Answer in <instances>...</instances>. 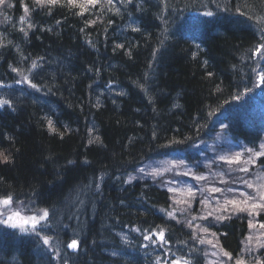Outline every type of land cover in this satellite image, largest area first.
<instances>
[{"label": "trees", "instance_id": "obj_1", "mask_svg": "<svg viewBox=\"0 0 264 264\" xmlns=\"http://www.w3.org/2000/svg\"><path fill=\"white\" fill-rule=\"evenodd\" d=\"M119 1L112 0L122 6ZM196 2L201 8L210 7L205 2L212 5L211 0H168L166 10L174 17L173 25L183 29V16ZM75 3L84 4L82 0ZM263 3L252 0L237 13H245L240 16L247 19L257 15L258 9L264 10ZM67 4V0L55 5L8 0L0 10V82L14 84L13 69L23 70L20 75L27 73L33 81L26 71L33 62L41 74L34 78L38 87H16L12 107L0 109V152L10 159L0 163V194L14 191L20 200L26 195L40 207L54 202L57 205L48 209L62 217L52 216L56 226L71 219L76 232L85 233L92 226L90 241L98 243L109 240L100 236L99 228L121 230L135 222L144 228L154 226L153 210L162 212L159 206L163 204L157 201L164 195L151 192L142 196L132 192L133 188H121L118 197L106 201L115 214L99 212L92 223L80 215L73 218L76 204L94 192L89 184L94 176L126 175L148 155L183 151L179 143L191 146L208 139L218 122L216 110L222 93L239 90L252 77L245 67L226 71L238 49L248 48L252 41L248 34L213 29L217 35L203 41L209 52L208 61L201 64L196 58L203 54H196L185 33L172 32L165 42L159 27H150L147 20L130 14L135 6L120 10L118 17L103 12L93 19ZM116 8L111 10L117 13ZM87 21L92 27L86 26ZM128 38L134 39L129 44L132 54L110 50L116 39L125 45ZM162 45L164 53L157 54L152 66L151 48ZM255 92L247 94L246 108L260 107L263 100ZM234 110H228V116L238 124L240 119L244 122L243 133L235 138L230 129L224 132L229 138L227 147L234 152L242 148L251 156L247 149H256L259 123ZM49 120L55 131L49 128ZM108 189L106 184L101 187V191ZM71 195L75 201L66 213L61 207ZM116 221L122 223L120 228ZM243 227L230 223L221 228L226 232L225 248L235 250L236 236ZM187 250L199 251L195 241ZM12 255L0 253V262L12 264ZM195 257L200 258L199 254Z\"/></svg>", "mask_w": 264, "mask_h": 264}, {"label": "bare ground", "instance_id": "obj_2", "mask_svg": "<svg viewBox=\"0 0 264 264\" xmlns=\"http://www.w3.org/2000/svg\"><path fill=\"white\" fill-rule=\"evenodd\" d=\"M7 1L8 0H6L4 4H0V10ZM22 1L27 2L28 0ZM251 1L252 0H211L212 5H210V2H205L210 6L209 8L208 6H203L202 8L197 7L196 2L194 4V9L188 11L183 16V29L180 26L173 25L174 23H172V21L174 17L170 16L166 10L168 0H132V3H126L125 0H120L119 3H122V6L119 5L118 2H112L113 4L109 5L106 0H101V2L96 5H87L86 0H82V3L85 4V9L82 10L78 6H75L77 10L74 9L79 15L89 14V17L94 19L95 16L103 12H108V15L118 17L120 10H131L135 6L130 14L135 15L137 19L147 20V23L151 25L150 27H159V35H165V42L168 41L169 34L172 32L185 33L186 39L189 40L191 47L195 51H198L196 54H203L196 58V60L200 61L199 63L203 62V64L208 61L206 56L209 52L204 43H207L217 35L213 32V29L221 27V29H225V32L229 34L241 33L248 34V36L250 35L252 43L248 48L242 46L238 49L234 56V60L228 65L226 71L242 70V68L245 67L252 73V77L250 80H247V84L242 86L239 90H231V92L229 91L225 95L222 93L223 98L216 110L219 111L216 115L218 117V122L215 125L216 128L214 132L210 134L208 138L215 140L220 139L222 141L221 143L227 146V139L229 138L224 132L227 133L228 129L231 130L235 138L242 136V126H244V122L240 119V124H238L236 120L234 121L228 116V110L235 109L234 111L240 116L244 115L250 120L259 123V141L258 144L253 147L256 149H251V152L255 153L259 150V152L264 153V148H261V145L264 144V81L259 77L264 75V59H261L259 54L253 55L256 46L264 42L261 40L260 35V29L264 28V23L257 22L258 16H264V10L258 9V14L252 16V19L243 18L237 13V9L243 11L241 7H247ZM111 6H117L115 9L117 13L111 10ZM75 11L73 10V12ZM206 11L213 12V16L209 17L203 15ZM81 18L83 17L81 16ZM86 26L92 27V23L87 21ZM119 41L120 39H116L114 41L115 46L110 50L115 53L124 50L127 56L132 54L133 51L129 49L131 46L129 44H133L134 39L128 38L126 41L127 44L125 45L119 43ZM117 45H122V47H116ZM197 45H199V47H197ZM136 46L135 44V47ZM136 48L132 49L134 50ZM164 50L165 48L163 45L162 47L152 46L150 56V63L152 66H154V60L157 58V54L159 53L161 55L164 53ZM262 51H264V49H262ZM26 69L32 77L36 79L41 77L40 72H36L37 66L33 67V64H31L29 68L27 67ZM253 69H255V71H253ZM16 70L18 71L11 70L12 74L16 73L14 76V84L12 82L3 84L0 82V99L9 100L11 105H2L0 109L12 107L14 97L11 94L15 93L16 87L24 85L29 88L32 87L33 84L38 87L34 78L33 82L27 73L20 75L19 71L24 72L23 70ZM7 74L9 75V73ZM251 90L256 91L255 94L262 98L263 101L260 102V107L246 108L247 105H249L247 104L248 101L246 102V96ZM232 116L239 119L236 115ZM179 144L178 146L182 148L183 151H173L167 154L158 151L148 155L142 159L140 163L134 165L133 170L126 175L117 172L114 178H110L104 177V175L99 173L98 175L96 174L94 176L95 180L93 178V182L91 181V183H89L95 193H89L90 196H85L80 203L76 204L78 206L74 209L76 214L72 216L73 218L77 215L83 216L88 220V223H92L96 220V215L99 212L101 214L103 212L115 214L113 205H108L106 201L109 198L118 197V191H120L121 188L127 187L133 188L131 190L132 192L137 194L141 193L142 196L151 194V192H158V194L164 195L163 200L157 201L163 204L159 206L162 212L157 214L159 209L153 210V216L157 221L154 226L144 228L138 226L136 222L131 224L130 227L126 226L121 230L106 226L99 228V232L101 233L100 236L102 235L104 238L107 237L109 240L104 241L103 239L101 242L94 243L90 241L92 238V226H88L89 231L80 233L75 231L77 226L74 224L73 219L60 224L58 223V226L55 225L56 223L53 221L52 216L62 217L53 214L51 210L48 209L53 205H57L54 204V202L48 203L45 205L46 207H40L30 203L28 199L25 198L26 195H21L23 198L20 200L13 195L14 191H9L8 193L0 194V199L6 198L12 194V203L10 205H0V212L4 213L5 219L12 212L16 211H19L20 215L25 219L34 216L38 218L43 214V210H47L49 214L44 220H39L34 229L31 223L28 225L25 224L24 228L26 231L0 224V253L5 255L6 253L12 252L13 255L15 254L14 256L12 255V264H157L158 260L159 264H172L173 260L171 259L182 249L188 248L193 241H198L199 235L210 234L211 239L218 242L212 244L213 250L221 252V249H223L232 256L231 259L226 256L224 264H236L237 259H242L244 264H257L258 261L264 264V247L261 246L264 245V229L260 228V224H264V210L251 209L249 212H246L245 210H238V208L232 204H226V200L235 199L237 202H240V207H244L242 203L244 197L241 196L243 192L240 187L236 189V185L240 184L241 180H231L229 178V169L223 168L216 160H214L213 164L222 169H216L211 172V183L212 188H219L222 191H209L205 187L206 183L202 182L203 180L196 182L194 177L202 172V165L197 163V160L201 159L199 155L201 152L199 143L191 146H186L184 143L182 145ZM238 152H243L242 148L238 149ZM216 153L217 150H214L213 155ZM210 155L211 154L207 152L205 157H209ZM254 159L255 168H258L260 173H264V155L255 156ZM179 161H183V164L172 168L171 171L163 172L162 175L155 177L150 174L153 169H160L164 167L167 162L176 163ZM190 168H193L192 172L194 174L185 171V169ZM140 169H144V171L142 172ZM210 169L211 167H206L207 171ZM185 172L188 174L184 175L183 173ZM130 177H132V179H129ZM98 178H101L99 182ZM251 178L252 177L249 176L248 182L252 183L254 188L248 187L246 194L247 196L255 197V202L259 203L261 201H259L258 193L264 191V188H256L255 186L264 185V179L260 176L259 181L252 182L250 181ZM186 179H190L193 182H188ZM191 183L193 185L197 183V187H199V189L202 188L205 192H197L194 197L188 198V196H185L183 199H178L175 195V193H177L176 191H169V189L174 187L185 190L191 187ZM97 184L100 186L99 189L96 188ZM104 184L107 185V188H110L108 189L109 191H101V187H103ZM229 188L232 189V191H227ZM201 194H207L205 197L207 207L205 204L203 205L200 203L202 199ZM64 200H66L67 203L63 204L61 209L64 208V212L67 213L68 209L73 207L71 204H74L75 198L71 195ZM177 200L190 202V207L183 208L181 203L175 202ZM216 208H220V211L213 212V209ZM225 208L227 209L226 211L224 210ZM169 212L173 213L174 219L168 216ZM209 212H213V214L208 215ZM158 215L162 217V220L160 217V219L158 218ZM218 216H223L224 218L217 219ZM193 217H195V219H193ZM53 218L56 219V217ZM60 221H62V219ZM250 222L254 227H249ZM230 223L238 225L241 223L244 224L243 232L236 236L235 250H229L225 248L223 244L226 232H223L221 228H227ZM116 224L120 228L122 223L116 221ZM157 226L165 230V239L168 241L167 243L156 240V236L152 235L153 230H158ZM202 229H207V231H202ZM213 233H215V235H213ZM145 235H149L151 239L145 240ZM44 237L49 239L47 245L43 243ZM248 237H252L251 241L248 240ZM72 240L78 241V247L75 250L68 248V244ZM152 240H156V243L153 244L151 242ZM82 241L87 244L85 243L84 246ZM213 245L216 246L213 247ZM193 257L194 256H190L189 260L191 259V261L188 260L189 264H193V261L196 260L202 264H211V262H208L209 257H205V259L203 257L194 259ZM232 259L234 260L232 261ZM181 263L184 264V261ZM0 264L6 263L0 262Z\"/></svg>", "mask_w": 264, "mask_h": 264}, {"label": "snow or ice", "instance_id": "obj_3", "mask_svg": "<svg viewBox=\"0 0 264 264\" xmlns=\"http://www.w3.org/2000/svg\"><path fill=\"white\" fill-rule=\"evenodd\" d=\"M6 2V0H0V4H4ZM61 0H35V3L37 5H45V4H49V5H55L57 3H60ZM69 5L72 6H78L80 7L82 10L85 9V4H79L77 5L75 3V0H67ZM101 2V0H86L87 5H96L97 3ZM106 2L111 5L112 4V0H106ZM126 3H132V0H125ZM9 7H11V5H8ZM237 11L239 12L240 10L237 9ZM29 9L25 6V16L28 15ZM203 15L205 16H213V12L211 11H206L203 13ZM240 15H245V13L240 12ZM249 19H252V17H248ZM24 17H21V21L23 22ZM257 22L258 23H264V16L262 17H257ZM32 25H29V27H31ZM133 30H137V29H133ZM21 31H23V29H21ZM25 35H27V33H25ZM260 35H261V40L264 41V28L260 29ZM116 47H122V45H117ZM197 47H199V45H197ZM262 49H264V42L258 44L253 52V55H257L259 54L261 59H264V51H262ZM37 65L35 64V62H33V67H36ZM13 71H15V69H13ZM253 71H255V69H253ZM209 76H211L212 74L209 73ZM27 79V78H25ZM260 79L262 81H264V75L260 76ZM32 87H36V85H32ZM141 87H143L141 85ZM2 105H10L9 100L7 99H0V106ZM49 124V128L53 131H55V129H52V122L49 120L48 121ZM97 140H99V138H96ZM92 141H89V143H91ZM261 148H264V144L261 145ZM247 151L251 152V149H247ZM260 155H264V153L261 152H256L254 153V156H260ZM221 159H225V157H221ZM240 160V153H236L234 158H228L227 162L228 163H235V162H239ZM10 162L9 156L5 155L3 152H0V163H8ZM248 161H245V163H247ZM254 162V161H253ZM69 163H72V161H69ZM183 164V161H179L176 163H172V162H167L166 165L160 169H153L152 172L150 173L153 177L158 176V175H162L163 172H167V171H171L172 168L177 167L178 165ZM170 165V166H169ZM241 171H245L247 172L248 169L246 167L241 168ZM140 171H144V169H140ZM184 175H187L188 173L185 172L183 173ZM197 181L199 180H204L206 179L203 175L200 176H195L194 177ZM129 179H132V177H130ZM244 183L247 184V187L249 188H254V185L252 183H249L247 181H245ZM99 184L96 185V188L99 189ZM256 188H264V185H258L255 186ZM169 191H176V189H169ZM200 191H203V189H201ZM212 192H220L222 191L219 188H212L211 189ZM227 191H232V189H227ZM187 195L189 197H194L195 196V192L192 191L191 188L186 189ZM259 201L261 202H255V197L253 196H246L244 193H241V196L244 197V200L242 201L244 207H240V202H237L235 199L232 200H226V204H232L235 207L238 208V210L240 211H244L246 210V208H251V209H260V210H264V191L259 192ZM249 201H253V203L249 204ZM176 203H189V207H190V202L188 201H182V200H177L175 201ZM12 203V197L11 195H9L6 198H2L0 199V205L3 206H8ZM202 204H205V206L207 207L206 204V200H201ZM225 211L227 210L226 208L224 209ZM215 211H220V208H216L213 209V212ZM213 212H209L208 215H212ZM48 211L47 210H43V214L41 216L37 217H31L28 219H25L24 217H22L20 215L19 211L16 212H12L10 215L7 216V218H4V213L0 212V224L9 226L11 228H20L21 231H26V229L24 228L25 224H29L31 223L32 228L34 229L36 227V224L38 223L39 220H44L47 216H48ZM251 214V213H250ZM169 217H172L173 219L175 218L173 216V213L169 212L168 213ZM202 218H206V217H202ZM223 216H218L217 219H223ZM193 219H195V217H193ZM249 227H254V225L250 222L249 223ZM260 228L264 229V224H260ZM158 230H153L152 235L156 236V240L161 241L162 243H167L168 241L165 239V230L163 228H160L159 226H157ZM202 231H207V229H202ZM213 235H215V233H213ZM123 239V237H122ZM145 240H150L151 237L149 235H145L144 236ZM252 237H248V240L251 241ZM156 240H152L151 242L153 244L156 243ZM43 243L45 245H47L49 243V239L47 237L43 238ZM201 243H204V241H201ZM208 243H211V241H208ZM216 245H213V247H215ZM262 247H264V245H261ZM78 247V241L77 240H72L69 244H68V248L70 249H76ZM146 247V245H145ZM221 252L224 256L229 257V259L232 258L231 254L229 252L224 251L223 249H221ZM157 264H159V260L157 261ZM172 264H179L178 260H174L172 262ZM184 264H189V261L185 260ZM236 264H244L242 259H237L236 260ZM257 264H261L260 261L257 262Z\"/></svg>", "mask_w": 264, "mask_h": 264}, {"label": "rangeland", "instance_id": "obj_4", "mask_svg": "<svg viewBox=\"0 0 264 264\" xmlns=\"http://www.w3.org/2000/svg\"><path fill=\"white\" fill-rule=\"evenodd\" d=\"M221 142L222 141L220 139H218V140H215V139L209 140L207 142V144L204 146L203 150L199 153V155L201 156V159L197 160V163L202 165V172L198 176L203 175L206 178V180H203L202 182L206 183L205 187L209 191H211V189H212V183H211L212 173L211 172H213V170H216V169H222L220 167H216L213 164L214 160H216V162L218 164H220L223 168L225 167V169H229L230 165H232L233 168L231 169V172H232L234 177H236V171H237L238 166H240L241 162L244 161V158L242 157L243 155L240 154L239 162L228 163L227 162L228 158H234L235 156L229 154L228 148L225 147ZM214 150H217V153L215 155H213ZM207 152L209 154H211L209 157L208 156L205 157L207 155ZM221 157H225V159H221ZM221 163H224V164H221ZM236 165H237V167H235ZM206 167L207 168L211 167V169L209 171H207ZM241 168H243V166H240V169ZM192 170H193V168L185 169V171H188V172H191L192 174H194L192 172ZM186 181L193 182L190 179H186ZM195 181L198 182L196 179H195ZM197 185H198L197 183H195L194 185L191 183V187L190 188L192 189V191L195 192V194H197V192L204 193L205 190L200 191L202 188L199 189V187H197ZM237 187H240L242 192L247 196L246 193L248 191V189H247L248 187L243 186L241 183L236 185V189H237ZM172 189H176L177 193H175V195H176V197L178 199H183L185 196H188L187 192H186V189H188V188H186L185 190H180V189H177L176 187H174ZM206 195L207 194H201V197H202L201 200H205ZM188 198H189V196H188ZM201 200H200V203H201ZM181 204L184 207H188L189 206V204H185V203H181ZM248 211H250V210H248ZM26 225H28V224H26ZM210 254H212V252H210ZM225 259H226V257L223 258L222 252L214 251L213 252V257L209 258L208 262H211V264H224L225 263Z\"/></svg>", "mask_w": 264, "mask_h": 264}]
</instances>
